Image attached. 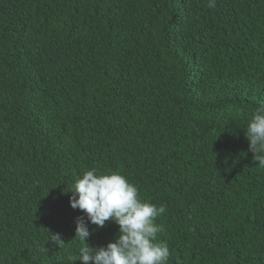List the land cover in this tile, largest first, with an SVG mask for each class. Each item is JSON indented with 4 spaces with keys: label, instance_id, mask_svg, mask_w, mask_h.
Masks as SVG:
<instances>
[{
    "label": "trees",
    "instance_id": "obj_1",
    "mask_svg": "<svg viewBox=\"0 0 264 264\" xmlns=\"http://www.w3.org/2000/svg\"><path fill=\"white\" fill-rule=\"evenodd\" d=\"M261 106L264 0H0V264H74L90 169L166 207L168 264H264Z\"/></svg>",
    "mask_w": 264,
    "mask_h": 264
},
{
    "label": "clouds",
    "instance_id": "obj_2",
    "mask_svg": "<svg viewBox=\"0 0 264 264\" xmlns=\"http://www.w3.org/2000/svg\"><path fill=\"white\" fill-rule=\"evenodd\" d=\"M215 6L216 0H208L209 8ZM245 137L254 161L264 167V106L255 110ZM69 192L72 193L69 206L83 213V217L75 221L74 238L82 246L78 257L72 258L74 264L77 260L80 264H168L169 247L166 242L157 241L163 226L155 222L167 209L163 204L157 207L141 201L137 187L125 176L90 169L75 180ZM109 221L118 226L114 241L99 248L89 247L86 240L92 233L88 224L102 228ZM48 243L64 244L59 234L53 233Z\"/></svg>",
    "mask_w": 264,
    "mask_h": 264
}]
</instances>
